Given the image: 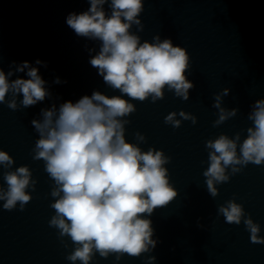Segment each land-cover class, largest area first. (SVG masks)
<instances>
[{
  "label": "clouds",
  "instance_id": "9594fccd",
  "mask_svg": "<svg viewBox=\"0 0 264 264\" xmlns=\"http://www.w3.org/2000/svg\"><path fill=\"white\" fill-rule=\"evenodd\" d=\"M90 8L80 14L70 13L67 25L78 37L99 41V51L89 63L98 70L108 87L119 90L120 95H106L93 91L77 102L66 101L41 109V120L33 119L31 125L39 138L33 148V159L43 160L45 171L54 181L51 196L56 198L50 207L55 210L49 224L58 230L60 237H70L74 250L66 257L75 264H90L96 253L103 258L115 254L119 261L127 254L139 257L151 252L157 245L153 239L151 217L155 210L170 204L177 192L169 182L170 162L162 150L149 148L142 151L138 143L125 138V119L136 111L130 100L144 102L151 98L155 103L164 98V89L174 91L175 96L187 101L193 84L185 73L190 68L187 50L174 46L169 38L161 41L156 35L153 42L143 41L134 34L133 25L143 31L139 19L144 11V0H88ZM108 5L110 13L106 12ZM94 51V49H90ZM2 62V61H0ZM37 65L44 62L39 59ZM46 67V64H44ZM5 73L0 67V104L12 110L28 108L51 96L46 81L37 67L28 61L19 65L12 62ZM28 79H10L14 73L25 72ZM60 83L57 77L54 81ZM12 99L6 100V96ZM225 89L221 95H227ZM22 99L17 104V97ZM221 95H216L213 107L220 110L214 126L224 123L237 114V109L226 112L220 108ZM127 96L129 99H125ZM248 119L253 126L247 129V138L239 146L237 141L221 134L215 140L206 141L209 166L203 175L212 197L218 195L216 184L229 181L226 169L232 174L241 171L249 163L264 164V99L257 100ZM177 113L165 117V123L174 128L181 126L175 119ZM179 115L187 120L194 117L183 111ZM138 142H145L141 133L135 134ZM13 157L0 150V166L12 168ZM237 165L241 167H237ZM6 190L0 188L3 209L11 211L19 203L23 210L32 196L28 188L35 190L37 181L32 179L28 166L5 171ZM228 224L239 225L243 219L250 240L264 244L259 235L260 225L245 216L243 206L229 200L218 208ZM156 259L149 257L150 264Z\"/></svg>",
  "mask_w": 264,
  "mask_h": 264
},
{
  "label": "water",
  "instance_id": "95a60500",
  "mask_svg": "<svg viewBox=\"0 0 264 264\" xmlns=\"http://www.w3.org/2000/svg\"><path fill=\"white\" fill-rule=\"evenodd\" d=\"M235 199L245 216L260 225L264 237V187L157 218L152 221L154 250L139 257L127 254L116 260L115 254L103 258L96 253L90 264H264V244L250 240L243 219L228 224L218 208ZM74 250L73 242L0 262V264H73L66 257ZM75 264H81L76 261Z\"/></svg>",
  "mask_w": 264,
  "mask_h": 264
}]
</instances>
